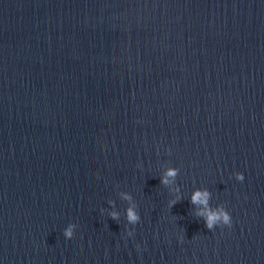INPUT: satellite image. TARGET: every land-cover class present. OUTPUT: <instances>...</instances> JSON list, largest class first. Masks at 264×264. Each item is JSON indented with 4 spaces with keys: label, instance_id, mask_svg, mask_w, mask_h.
Returning a JSON list of instances; mask_svg holds the SVG:
<instances>
[{
    "label": "water",
    "instance_id": "1",
    "mask_svg": "<svg viewBox=\"0 0 264 264\" xmlns=\"http://www.w3.org/2000/svg\"><path fill=\"white\" fill-rule=\"evenodd\" d=\"M0 264H264V0H0Z\"/></svg>",
    "mask_w": 264,
    "mask_h": 264
},
{
    "label": "clouds",
    "instance_id": "2",
    "mask_svg": "<svg viewBox=\"0 0 264 264\" xmlns=\"http://www.w3.org/2000/svg\"><path fill=\"white\" fill-rule=\"evenodd\" d=\"M139 167V165H136ZM178 171L175 168H169L166 170L164 176L161 178L162 184H168L170 180H174V178L177 176ZM234 178L236 181H243L244 177L240 173L234 174ZM209 192L207 190L204 191H196L193 193L191 197V203L194 205H201L203 206V210L198 212L197 215L202 217L205 222V227L209 230H213L216 227H226L231 228L232 227V220L230 214L225 210V208L220 207L215 210L208 207V200H209ZM121 198L125 201H128L131 199L130 196L121 194ZM178 201H172L170 203V207L172 204L176 203ZM111 204V201L109 202ZM126 223L132 226H135L139 220L140 217L138 215V212L136 210V206L132 205L126 208ZM109 217L113 221H117L119 219V213L118 212H110ZM78 227L77 224H74L72 222H69L67 226L63 230V237L65 239H71L73 236L74 229ZM134 235V230H128L126 232L127 237H132ZM137 251H142L139 245H136Z\"/></svg>",
    "mask_w": 264,
    "mask_h": 264
}]
</instances>
